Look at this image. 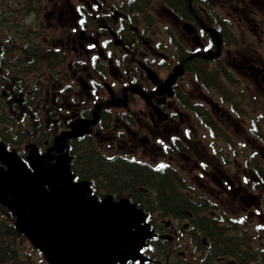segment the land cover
<instances>
[{
    "label": "flooded vegetation",
    "instance_id": "obj_1",
    "mask_svg": "<svg viewBox=\"0 0 264 264\" xmlns=\"http://www.w3.org/2000/svg\"><path fill=\"white\" fill-rule=\"evenodd\" d=\"M166 4L180 17L179 21L169 17ZM256 5V0H191L190 6L187 0H155L152 9L158 7L159 11L144 13L145 7L136 12L134 5L123 0H79L76 7L66 0L59 5L55 2L53 10H57L59 21L64 22L61 27L77 59L73 73L88 68L83 72L85 78L76 79L82 93H72L69 85L58 87L56 93L45 91V103L39 111L40 101L28 108L30 100L25 104L18 87L9 85L10 95L5 103L12 113L23 116L21 119L28 117L32 124L29 141L37 146L39 154L48 152L54 157L55 151L64 147L70 155L74 153V145L82 147L86 139L88 144H103L113 152L126 147L142 148V152L149 153L158 150L159 158L167 157L170 161L180 157L195 172L197 181L204 178V182L199 181V191L208 194L205 196L208 204L215 210L223 211L221 207L229 197L243 213L256 211L255 216L263 221L264 140L245 143L228 140L243 134L242 124L249 120L230 110L232 101L238 102L241 112L242 103L250 107L253 100L264 118V11ZM146 15L170 19L171 56L165 54L169 46L161 35L148 36L152 29L146 25ZM213 52H217L215 58H204L203 54L210 57ZM198 64L205 65L207 71L223 69V80L236 84L234 96L213 103L215 91L206 85L204 88L210 93L204 94L200 78L194 79V75L200 74ZM199 101L204 106L207 103L212 119L219 121L215 132L210 120H205L204 125L193 113L198 108L194 104ZM253 110L252 106L249 111L252 118ZM76 128L89 132L65 136L75 133ZM217 132L225 143L219 144ZM14 142L17 144L16 139ZM247 147L250 149L245 152L243 148ZM239 153L243 162L237 159ZM20 154L25 159L26 154L22 151ZM125 154L128 153H114L101 160H121ZM191 155L195 158L189 165ZM179 164L182 168L183 164ZM72 171L75 181L87 179L88 170L84 172L81 166H72ZM93 171L104 177L117 173L139 175L141 182L147 177L144 171L127 173L107 164L95 166ZM96 177L90 187L100 201L108 196L113 200L126 196L143 212L158 213L146 215L148 227L156 232L157 239L195 248L198 238L191 230L194 217L189 209L191 198L186 197L185 208L174 216V221L159 220L161 211L167 210L162 205L172 207L177 200L154 204L152 193L142 186L117 187L107 178L103 182ZM150 179L157 183L155 196L163 201L162 175L152 173ZM180 217L189 219L182 223ZM203 245L210 247L206 241ZM142 252L150 259L153 257L146 254L148 248Z\"/></svg>",
    "mask_w": 264,
    "mask_h": 264
},
{
    "label": "water",
    "instance_id": "obj_2",
    "mask_svg": "<svg viewBox=\"0 0 264 264\" xmlns=\"http://www.w3.org/2000/svg\"><path fill=\"white\" fill-rule=\"evenodd\" d=\"M2 151L6 169L0 168V202L48 264H113L137 255L144 236L142 212L134 205L98 204L86 186L71 182L63 160L51 167L36 165L30 173Z\"/></svg>",
    "mask_w": 264,
    "mask_h": 264
},
{
    "label": "rangeland",
    "instance_id": "obj_3",
    "mask_svg": "<svg viewBox=\"0 0 264 264\" xmlns=\"http://www.w3.org/2000/svg\"><path fill=\"white\" fill-rule=\"evenodd\" d=\"M26 1L27 0H0V20H5L7 22H13V19H14L18 23V25L24 26L26 24L25 23L26 19H25V16L23 14V13H25V10H23V7L25 6V8H26V4H27ZM32 1L35 2L36 0H32ZM55 1L57 3H59V2H63L64 0H38V3L40 4V9H38V15L35 14L37 16H35L34 25H35V27L37 26L39 29H41L40 27L45 29V30H43L45 32V34H43L41 37H38L37 41L39 43H41L42 38L44 36H46V38H48V39L50 38L51 41L53 40L52 42L58 44L57 41L53 38V36H56L58 41L61 42L60 44L56 45L59 49H61L60 50L61 53L56 52L52 56V58H50V60L47 63H44V64H48V72L46 73L45 77L42 76V78H39L42 81L43 85L40 81H34L36 78H38L40 76V74L43 70L42 65H40V66L38 65L41 72L36 73V74L33 72H30L26 76H23V79L19 78V81H18V83H20V81H23V84L25 85L26 89L30 92L34 91L35 87L37 88V90L34 91V93L36 94L37 100L40 101L39 111L42 108L43 104L45 103V94H44L45 91H48L50 93H56L58 87L61 86V88H62L64 85L65 86L70 85L73 82L74 87L70 91L72 93H82V92H80V88L76 86V82H77L76 79L78 77L85 78V76H86V73H81L80 71H77L76 75H74L75 74V73H73L74 67L73 66L70 67L71 59L73 57H76V56L72 53V45L70 43H69V45L64 44V42H63L64 37H63L62 31L60 29H58V27H57V25L63 26L64 22L62 21V23H61L59 21V19H57V21L53 23V22H51V17L45 15L48 11V9H46V8L47 7L50 8V7L54 6ZM256 2H257L256 7L259 10L264 11V0H256ZM42 7L44 9H41ZM56 13L58 14L57 11H55V15H56ZM44 15H45V18H44ZM29 28H31V27H29ZM26 31H30V29H27ZM4 37L5 36L0 34V38H4ZM27 43L30 45V48H28L30 54L33 57L36 54L35 59H37V55L41 54V52L38 51L39 48L35 47L34 44L29 42V41H27ZM48 43H50V42H48ZM4 44L6 45V47L9 45V44H7V41L5 42L3 39H1V42H0V62L5 63V62L9 61V63H10L11 59L13 57H15L16 53L4 54L5 53L4 52V49H5ZM50 52H53V51L51 50ZM60 54L61 55L63 54V56L65 58V61L63 64L58 65L57 62H54L53 64H49L51 62V60H53L57 57H59V58L62 57ZM20 55H24L23 52H21ZM20 55L19 56L17 55L18 59L20 58ZM8 59H10V60H8ZM20 67H21V69H24L26 67V65L25 64L20 65ZM0 68H2V67H0ZM16 69H18V68H16ZM13 70H15V69L13 68ZM16 76L17 75H13L11 78L16 79ZM36 83H39L40 85H38ZM11 85H16V82L11 84ZM3 90H5V88ZM28 91H25V92H28ZM214 95L215 96L213 98L215 100H217V94L214 93ZM243 109L247 110V108H245L244 105H243ZM14 118L17 121V117L14 116ZM40 118L42 119V115H40ZM41 121L44 122L43 120H41ZM247 124H248L247 122L242 124V130L244 132L243 134L233 135L231 137L232 141L230 139H228V140L230 142H235L238 140H243V142H245V140L248 142H253V140H252L253 138L250 137V135L245 132V130L248 126ZM24 125H25L26 130L19 132V136L21 138L22 143L25 144L28 141V135L30 133V129L32 127V124L30 123V125H29V121H28ZM247 135H249V137H247ZM217 140H218L219 144L225 143V140H223L222 137H219L218 132H217ZM85 148L88 152V155L90 157H93L94 160H96L98 163L101 162V159L109 157V155H112L114 153H123V152L128 153L125 155H130L129 153H132V154H135L137 157L142 158L143 161H147V162H154L157 159H159V156H160V154L158 153V150H154L152 153H149V152H142V148L137 149V148H132V147H126V150L119 151V152L117 150H114V152L109 151V149L106 147V145H103V144L90 145L88 147L86 146ZM227 149H229L228 144H227ZM249 149H250L249 147H247L245 149L243 148V150L245 152L249 151ZM83 157H85V155H83ZM242 157H243V155L241 153H239L237 155V159H239V160H241ZM165 158H167V157H165ZM194 158H195V156L191 155L190 160L188 162L189 165L193 164ZM227 158H229V157L226 156V159ZM262 160L264 161V159H262ZM170 161L173 163L174 167L176 168V171L179 170L178 172L181 175L180 177L186 183L193 181L194 172H191L190 167H188V166L186 167L185 163H187V162L182 161V158H180V157L172 158V159H170ZM120 162H122V161H120ZM242 162H243V159H242ZM179 163L183 164L182 168L179 167L180 166ZM91 172L94 173L93 168L90 169L88 171V173H86V174L91 175ZM176 180L177 179H175V181ZM178 180H180V178ZM199 181L204 182V180H199ZM194 182H196V183H193V185L196 186L197 181H194ZM195 193L197 195H204V196L208 195L207 193H204L201 191H199V193H198L197 189H195ZM221 197H219V198H221ZM221 208H222V210L225 211L227 219L228 218H232V219L236 218L238 220H241L242 218L245 219V221L247 223L248 230L251 231V235H252V233H254V239L252 237L254 244L255 245L261 244V243H259L261 241V238L259 235H261L262 232L256 231L255 227L256 226L264 227V220L261 221L258 216H255V214L252 213V211H246L245 213H243L242 209L238 207L237 202H235V204L232 203V201L230 200L229 197L226 198L225 206L222 205ZM1 211L2 210L0 209V214H1ZM246 213H248V214H246ZM172 220L174 221V219H172ZM180 221L182 223H185V221H187V220L181 219ZM262 240H264V236L262 237ZM18 244H19L18 250L25 257L27 256L30 260H32L36 264L44 263L39 252L36 251L35 249H33L32 246L29 244V242L26 239H23V238L18 239ZM180 250L183 251L185 254L182 262H184V263L188 262L190 264H197L198 259H199V253H196V254H194V256L190 257L188 255L190 248H188L187 244L184 247H180L179 249H177V251H180Z\"/></svg>",
    "mask_w": 264,
    "mask_h": 264
},
{
    "label": "trees",
    "instance_id": "obj_4",
    "mask_svg": "<svg viewBox=\"0 0 264 264\" xmlns=\"http://www.w3.org/2000/svg\"><path fill=\"white\" fill-rule=\"evenodd\" d=\"M7 33L13 34L15 32H13L12 29H9ZM105 176L110 183H114L117 187L130 185L136 181L135 175L126 176L117 173L106 174ZM16 236L17 233L13 224L0 221V264H32L29 261H22L18 258L15 243Z\"/></svg>",
    "mask_w": 264,
    "mask_h": 264
}]
</instances>
